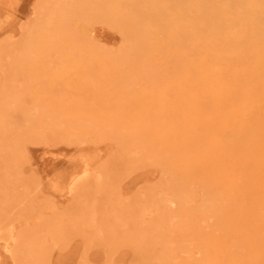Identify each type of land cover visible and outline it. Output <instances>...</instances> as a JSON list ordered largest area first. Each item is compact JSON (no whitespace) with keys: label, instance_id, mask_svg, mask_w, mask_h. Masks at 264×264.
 Segmentation results:
<instances>
[{"label":"bare ground","instance_id":"1","mask_svg":"<svg viewBox=\"0 0 264 264\" xmlns=\"http://www.w3.org/2000/svg\"><path fill=\"white\" fill-rule=\"evenodd\" d=\"M139 1L77 0L79 40L47 30L36 58L17 56L34 76L46 60V85L64 81L78 96L46 101L36 131L76 137L65 122L103 127L92 138L112 139L110 164L94 163L71 183H116L111 162L121 160L127 200L156 205L138 207L143 223L129 214L126 247L103 264H152L130 254L150 256L155 244L164 246L153 264H264V0ZM138 171L144 180L131 177ZM34 177L64 183L47 168ZM87 253L79 250L81 264ZM39 254L54 264L50 250Z\"/></svg>","mask_w":264,"mask_h":264},{"label":"rangeland","instance_id":"2","mask_svg":"<svg viewBox=\"0 0 264 264\" xmlns=\"http://www.w3.org/2000/svg\"><path fill=\"white\" fill-rule=\"evenodd\" d=\"M139 3L143 5L144 1ZM76 6L77 0H0V102L7 104L0 109L7 119L5 128L0 129V264H41L44 259L39 253L44 250H50L54 264H81V249L88 251L85 258L89 264H103L111 253L126 247L130 220H145L138 207L156 206L127 200L130 183L128 173H122L126 165L121 160L111 162L116 183H83L82 187H78L81 183H71L86 168L92 169V164L98 163L103 169L111 161L110 155L115 152L112 139L92 138L104 132L103 127L84 129L80 122H65V129L72 126L70 132L76 137L46 138L36 131L46 115V101L78 96L65 89L64 81L46 85V60L34 76L17 56L36 58L44 48L47 30L65 32L79 40L75 27L83 19L74 10ZM103 24L101 21L100 25L106 27ZM118 39L124 37L118 35ZM90 93L91 89H84V94ZM98 105L102 107L103 103ZM108 109L116 110L117 106L110 102ZM70 112L76 116L78 109L73 106ZM81 131L88 134L80 136ZM46 143L50 145L47 158ZM33 159L41 161L39 169ZM46 168L50 177L60 176L64 183H38L39 177L34 174ZM102 169L95 171L101 177L106 174ZM131 177L144 180L140 171ZM161 204L170 213L175 211L176 205ZM112 231L122 235L115 238ZM152 246L155 251L150 256L131 252L132 261L153 264L164 244Z\"/></svg>","mask_w":264,"mask_h":264}]
</instances>
